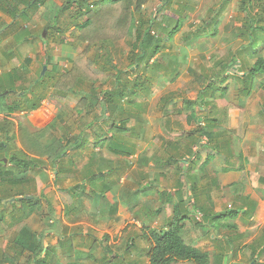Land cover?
<instances>
[{"label":"rangeland","instance_id":"374dc122","mask_svg":"<svg viewBox=\"0 0 264 264\" xmlns=\"http://www.w3.org/2000/svg\"><path fill=\"white\" fill-rule=\"evenodd\" d=\"M62 1L63 0H58L59 3ZM188 1H190V4L195 10L185 13V18L184 21L180 23V28L173 32V34L171 33L172 36L170 39L168 35H164L162 53L156 54L151 63L153 64L158 61L161 64V67L157 68V72L152 70L150 65L148 70L137 72L133 69H129L128 73L125 72L123 74V76L126 77V80H130L131 84L137 80L144 85L143 88L145 92L136 93L134 95L135 97L131 96L132 101L143 110H145V107L149 104V112L146 117L148 121L144 125L146 132V135L144 136L145 138L137 142L139 149L136 154L131 157L126 155L123 156L114 151V149H110V146L107 145L109 141L105 143V146H99L96 144V142H99V139L96 141L95 136H92V143L87 144L81 155L78 154L77 150L75 151L70 147L71 143L74 141H72V139L75 134L78 133L73 127L75 125H71L72 120L82 117L86 120L89 119L88 117L79 115L77 112L78 108H84L86 104L85 99L88 97V94H74L69 88L75 85V80H72L71 78V80L68 81L65 80L64 77L68 76V71L74 68L75 61H78L79 66H82L87 73H92V69H95V67L99 70L103 69L104 61L101 58V55L103 52L104 54L106 53L105 49L108 46L107 44L105 46L96 45L94 48L92 47L89 53L85 56V59L82 60L83 56L81 54L86 49L87 44L79 40L78 30H69V33L62 30L68 25L66 19H69V15L68 13L60 15V12L56 10L53 14L54 18L52 20V25L53 27L60 26L59 28L61 29V32L54 30V39L47 42L43 47L40 44L30 46L29 40H25V42L22 43V46L18 48V51L13 48L7 50V52L11 51V53H9V57L11 56L10 59H13L14 62L16 61L15 63H12L11 66H16V68H19V71L23 72L22 79L18 82L22 87L16 88V92L9 96L11 102L21 100L22 103H25L26 100L20 98L18 92H20V94L24 93L22 92L24 89L25 93L30 94L29 87L32 85L33 87L31 88V91L35 102H39L41 105L42 101L46 107V111H40L41 115L38 117L32 114L34 112L29 111L30 115L26 122L18 124V127L17 124H14L11 128V131L14 133V138L8 139L4 133L0 134V141H6V149H8L6 152L7 154L5 151H0V163L2 159L6 161V159L10 158L11 154H15L19 158L43 159V163H41V169L43 170H39L40 172H43V174L35 170H31L27 173H18L15 169L12 170L13 167L11 165L7 164L6 166L7 169L15 171L13 173L17 175L16 177L26 181L24 187L29 194H27V197H35V201L33 202H35L36 208H33L31 212L26 213L27 215L21 212L19 201L16 202V198L20 197H18V189H15L14 185L4 182L8 188L11 189H6V191H4L5 189L3 190L2 178H0V214L3 215L2 220L0 221V250H6L10 253L12 252V254L14 253L13 251L15 250L12 248L15 246L14 242L18 238V231H20V225L22 226V224H24L34 236H43V241H45L44 245H58L60 241L59 238L55 239L54 237H49L48 234L46 235V231L53 228L52 223L50 222L53 215L52 211L57 212V214L55 213L57 217L61 216L62 222H64L63 219L69 220L72 215L71 212L73 211V220L75 219V223L80 222V224H78L80 225V228L71 227L69 230L66 228L70 227L67 224L62 223L65 231L74 232L76 234L74 248L71 254L84 252L88 254L90 253L91 256L84 254L68 256L66 253H62L59 254L57 264H69L71 261L75 260H77L79 264H104L106 261L112 260V256L103 259L105 250L98 242V240L102 238L104 234L103 232H106L108 225L112 221L121 223L115 226L111 233L113 239H110L109 241L111 242L108 243V245H110V250L113 253L112 255H120V257H118V259H120L118 262H122V264H146L147 259L144 256L143 251L148 247V244L143 238H139L137 235V229L140 226L147 224L148 226H151V221H154L158 217L161 218L159 224H163L169 220L167 217L168 215L166 216L163 209L161 212H158L160 206L161 208L163 206V202L161 203L162 199L159 197L158 193L160 190H164V188L167 189V195L170 196V199L174 198L173 201L175 202L179 200V194L184 195L186 196L187 201L189 200L191 204H193V194L196 198H200L197 203H204V206H206L208 210L212 208V210L217 209L221 211L230 207L236 208L240 205H244V202H247L244 199L242 193L243 187L241 184H237L235 187L220 185L226 184L225 182L229 176L224 177V180L220 179L219 186L212 184L214 182L212 180L214 178L217 180V176H219L217 174H220L221 172L220 164L215 167V165L222 159L220 156L217 157L216 160L211 161L208 167L207 165L202 166L200 164L193 169V172L192 170L189 171L187 161L190 156L192 157L193 155L188 154L185 156V159L181 158L180 160L179 157L180 161L176 163L174 162L163 166L160 164V166L157 167L153 166L154 157L163 156V160H165L167 154L174 153L172 150H170V152L167 151L169 144L163 145L166 141L177 139L184 133V129H191L194 126H198V123L194 122V124H189V126L179 128L176 131H173V128H169L168 126L170 124H167L168 121L177 118L179 119V124H185L186 114L191 113L185 111L181 115L178 114L176 117L165 116L160 110L162 98H169V100L176 99L175 102H177L178 106L182 105L183 101L186 99L197 100L208 81L207 79L209 76L205 74L208 73L211 75L213 71L221 70L222 68L218 62L222 59H227L226 62H228L235 54V51L240 47L243 49L245 44L248 43L247 40L238 36L240 31L245 28L243 22L245 21L246 15L245 13L238 11V0H228L226 4H224L226 0ZM146 2L144 3V6L146 7L145 10H152L151 13L155 12V16H158L159 20L163 21L167 16H172V24H174L176 28L178 25L176 21L179 20V12L175 10L178 8V5L175 2L170 8L160 7V0H147ZM157 6L159 7L156 8ZM262 8H264V4L256 8L254 12L260 10L261 14ZM72 10L71 17L75 13L74 9ZM212 15L216 17L213 25L218 26V30L214 28L213 30L210 29L208 33L204 35L194 33V27L191 23H196L200 20H207L212 17ZM59 16L60 18L62 17L63 23H60ZM55 18L57 21L54 20ZM139 18L141 17L137 14V19ZM157 23L161 22L158 21ZM42 24H46L45 18ZM138 24L139 23L137 22V25ZM39 25L41 26L40 23ZM144 32L145 28L143 27V33ZM214 32H217L215 40L214 35H212ZM63 33L66 37L62 36ZM135 38L136 36L133 34L116 43H108L109 49L112 50L114 55V61L118 66L127 67L131 58H133V60L136 58V56H134L136 52L134 49V44L136 43ZM41 39L42 38H39L38 41H41ZM137 51L141 52L142 49L139 48ZM237 54L241 57L245 55L248 58L249 64H252L256 58H264V39H260L254 55H250L248 52H245L244 54H239L237 52ZM24 55L26 57H31V60L29 62L22 60L25 57ZM87 57L92 64L86 60ZM51 60L53 61V64L51 63L50 67L54 70V73H52V75L44 74L39 80L42 67L45 65L47 66V62ZM17 61H19V63H17ZM90 66H92V68ZM211 68L212 72L209 71ZM22 69L24 70L22 71ZM243 69H248V66L246 65ZM238 70V66H235L232 69V71L236 72ZM232 71L230 70V75H234ZM113 73L115 74L116 72L109 67L104 70V72L90 74V77H93V79L96 80L95 85L99 86L98 90L100 93L96 96L97 98L93 99L95 105L93 106L89 103L88 108H93L92 110L95 112L96 110L94 108L97 110L100 109V106L97 105L96 101L99 97L104 98V92L106 90L113 89L111 82L113 81V78L111 77ZM144 73H147L149 78H146ZM221 77L222 73L215 75L214 80L216 84H220ZM235 79L240 80L236 77ZM259 80L264 82V77L259 76L255 80L254 92L252 91L251 94L246 96H239L238 87H241V84L236 80L232 79L229 80L227 84H224L223 86L228 87V93L225 97L218 96L216 100L212 102L216 105L217 117L222 116L224 110L228 111V107H231L232 109L239 107L244 110L245 116L250 117L251 123L256 124V121H259L260 118V108L264 103V88L259 86ZM150 94H152L151 97H149ZM212 106L213 105H209V108ZM25 107L26 106H23L24 109H26ZM201 108V106H197V109L201 112L198 111V113H194L195 119L199 117V115H205L206 112ZM87 110L83 111L82 114H87L90 119H92V116L96 113L93 112L91 115V111ZM102 112L104 114V110H102ZM227 113L229 115V112ZM228 115L225 121H223L221 128H213L212 131L220 130L222 137H226L228 134L227 136L234 140L231 141L234 148L246 150L248 154V162H250L247 166L248 169L250 168L251 186L254 187L256 184L255 178L264 175V164H260L261 160L264 161V150L262 151V149H259L264 146V141L259 137L256 145L250 142L245 146V140L242 134L243 130L240 128L241 131L233 133L234 125L232 121H230L231 116ZM200 122H202V120ZM66 127L69 128L67 131ZM90 130L92 129L90 128ZM66 134H68V136ZM119 136L124 140L136 144L137 140H134L133 138L137 136L133 134L131 130L126 134ZM64 137L66 139L63 140V144L64 146L67 145L64 158H66L68 163L71 159H74L75 163L66 166V173L63 174V177L61 178L57 171L60 166H53L51 164L50 152L59 147L58 142H62V138ZM202 143H206V140H203ZM255 150H261V153L255 154V152H258ZM198 151L201 152L200 156L206 158V154L211 150L209 148L204 152L200 150ZM176 152L177 151H175V153ZM95 159H98V163L104 166L102 170H107L110 167L120 168L122 164H124L121 169L125 172L122 171L123 173L120 175V180L123 178V183H118L113 192L107 191L108 193H106L105 189L102 188V192L98 190L92 195L85 194V191H87V189H85L83 195H81L75 188V185L83 183L84 181L89 183L87 182V178H85L84 170H86L89 163L93 162L91 160ZM256 159L259 160V163L254 162ZM200 166L203 168L200 169ZM93 167L94 164L91 163V168ZM72 168L79 170L78 173H80V171L82 172L75 175L76 173L72 171ZM195 174L197 178L194 179L193 176ZM260 174L262 175L260 176ZM107 175L112 176V173L109 171ZM136 175H146L144 184L148 182L147 180L149 178H155L154 182L156 184H158L157 182H160L162 185L157 188L149 189L146 194L136 192L138 193L137 198L133 201L134 194L129 201V196L134 188L139 187L140 190L144 185L143 182H140V184L137 185L135 182L129 180L136 177ZM113 176H115V174H113ZM98 178L99 180H102L101 175ZM27 181L30 182L27 183ZM120 185L123 186L121 187ZM175 189H177L178 192H175ZM255 189H253V191ZM126 190H129L127 196L128 199L127 197L123 199V195L127 194ZM104 193L107 195L103 197ZM259 193L262 195L264 193V188H261L258 191L255 190L254 196L259 197ZM213 197H218V200L213 201ZM47 201L52 202L56 208H54L53 205L51 208ZM212 202L215 203V206ZM64 206L66 208L68 206L71 208L67 211L64 210L60 212L58 209ZM113 206H117L118 208L116 207V212L111 213L113 211ZM167 207V212L170 210L169 212L171 213V207ZM18 208L19 210L14 213L15 209ZM65 212L69 213L68 216ZM14 214L17 215V221L20 220V222L16 223L17 221H15L11 223V216ZM62 216L67 217L62 219ZM57 217L55 218L58 219ZM203 221L209 224V219L204 218L203 213H199L198 215L193 216L190 226H193V230L199 229L203 234H211V231H208L209 228H204L202 225L195 224L196 222ZM86 224L89 226H86ZM221 226L222 224L216 225L215 223L213 227L214 231L216 233L219 232ZM122 228H124L125 231L120 238H116V234L119 233ZM154 228H160V226L157 224ZM188 235L189 234L186 235L187 238L191 239ZM129 236L134 237L135 245H129ZM94 240L96 243L91 249L90 245ZM19 241L23 242L20 238ZM31 253L27 252L23 257H19L18 260H14L12 256L7 253L5 257L8 259V263L6 264H31L28 259V255ZM133 253L134 255L137 254L136 260L132 258Z\"/></svg>","mask_w":264,"mask_h":264},{"label":"trees","instance_id":"16d2710c","mask_svg":"<svg viewBox=\"0 0 264 264\" xmlns=\"http://www.w3.org/2000/svg\"><path fill=\"white\" fill-rule=\"evenodd\" d=\"M45 1L46 0H28L29 5L37 9L41 5H44ZM146 1L147 0H65L63 8L60 10V13H64L66 10H69L71 5L75 6V15L73 14V20L75 21L76 28L79 31L78 38L81 42L87 44L86 49L81 54L84 57H82V60L85 59V56L89 53L92 47L94 48L96 45H108L105 49L106 53L104 54L103 52L101 55V58L104 61L103 69L99 70L94 66L95 69H92V73H87L82 66H79V62L75 61L74 68L68 71V76L64 77L65 80L68 81L71 80V78L72 80H75V85L69 88V90L74 94H88V97L85 99L86 104L84 108H78L77 110L79 115L89 117L87 114H82V112L87 110L89 103L93 106L95 105L93 99L97 98L96 96H98L100 93L98 90L99 86L95 85L96 80L93 79V77H90V74H95V72L96 74L99 72H104V70L108 69L109 67H111L116 72L115 74L113 73L111 75L113 78V81H111L113 89L106 90L104 92V98L99 97L97 102V105H101L103 109H108L111 114L107 117L105 116L106 111H104L103 114V112L99 111V109L97 110L94 108L96 110L95 112L92 110L93 108H88L87 111H91V115L93 112L96 113L92 116L91 120L88 119L89 122H87L84 117L72 120L71 125L76 126L73 127L78 131V133H76L72 139V141H74L71 143L70 147L75 151L77 150L79 155L83 154L87 144L92 143L93 139L91 136H95L96 141L99 139V142H96V144L99 146H105V143L109 141L110 144L108 143L107 145H109L110 149H114V151L117 153L124 154V152H126L127 154L133 151L132 142L124 140L119 135L126 134L129 130H131V132L135 135L138 132V128L130 129L127 126V122L133 116L132 109L134 107L140 112L143 111L140 106L138 107L137 104L132 101L131 96H134L136 93L140 92L144 93L145 91L143 88L144 85L141 84L140 81L136 80L131 84L130 80H126V77L123 76V74L125 72L128 73L129 69H133L137 72H140L141 70H148L150 68L149 59H151V57L155 56L163 49L164 35H168L170 39L173 32L180 28V23L184 21L185 13L195 10L188 0H160V7L163 8H170L174 2L178 5V8L175 10L179 12V20L176 21L178 25L175 28V25L172 24V16H167L164 21L159 20L158 16L155 15H151L150 17L145 16L142 12V8ZM226 2H228V0H226L224 4H226ZM263 4L264 0H238V11L246 14L245 21L243 22L245 28L244 30L242 29L240 31L238 36L244 40H247L248 43L245 44L243 49L240 47L237 51H235V54L228 62H226L227 59L220 60L218 64L221 66V70L213 71L211 75L208 73L205 74L209 77L200 94V98L202 103L206 104L208 107L209 105H214L212 102L216 100V97L220 91H222L220 95L226 94L228 88H223V84L229 77L233 76L234 78H239L241 82L244 83V85H242L244 93H248L250 91L251 85H253L254 81L259 76L264 77V58H256L252 64H249L248 58L245 55L241 57L237 54V52L239 54L248 52L250 55H254L255 49L259 45L260 39H264V8H262L261 14L260 10L258 12H254L256 8L262 6ZM137 14H139V17L141 18L137 19ZM215 18L216 17L212 15V17L207 20H200L199 22L191 23L194 27V33L203 35L207 34ZM158 21L161 23H157ZM137 22L139 23L138 25ZM143 27L145 28L144 33ZM54 30L55 29L52 26L50 32H53ZM58 31L61 32V29L59 28ZM133 34L136 36V43L134 44V49L136 50L134 56H136V58L134 60L131 58L127 67L118 66L114 61V55L112 50L109 49L108 43H116ZM216 34L217 32L213 33V35ZM41 38L44 39L43 37ZM139 48L142 49L141 52L137 51ZM86 60L91 63L88 57ZM246 65L248 66V69L245 71L246 74L238 77L236 75H230V70H232L235 66H238L239 71L242 72ZM92 66L90 67L92 68ZM155 66L156 70L154 68H152V70L157 72V66L159 68L161 67V64L157 61L155 62ZM209 71L212 72V68ZM219 73H222V77L220 79V84H216L214 77ZM144 74L146 78H149L147 73ZM1 80L3 85L0 84L2 85L0 96L5 99V108L9 111L21 108L19 102H11L9 93L12 92V90L8 89H13L16 87V84L20 82L19 78H16L14 74H8ZM5 88L7 89L5 90ZM4 91H8V94H3ZM212 97L213 99H211ZM38 112L36 111V116L41 114ZM216 119V117H213L212 119L211 117H208L207 120L211 122ZM13 125L14 123L9 119L0 121V134L4 133L8 139H12L10 136V130ZM90 128L92 130H90ZM68 129L69 128L66 127V131ZM66 135L68 136V134ZM189 137H185V139H189L191 141ZM64 139L66 138L64 137L62 138V142H58L59 147L50 152L51 164L53 166H60L57 171L61 178L63 177V174L66 173V166L68 164L75 163L74 159H71L68 163L66 158H64L67 150V145L64 146L63 144ZM180 143L183 144L182 142ZM191 144L186 146L185 152L177 151L175 153V151H173L174 153L167 154L165 160H163L164 157L160 156V164L163 166L174 162L176 163L181 160H179V157L185 159L184 156L187 154L194 155V157H190L189 160H187L188 169L191 171L194 168L196 156L199 153V151L195 152L193 145L198 146L199 143L196 142L193 145ZM6 146V141H0V151H5L6 153L8 150L6 149ZM91 161H93L91 163L94 164V167L91 168V163H89L86 170H84V175L89 180V183L93 188L98 187V185H96V179L99 176L98 174L105 178L102 186H106V189H109L112 187L111 185H117L120 182V175L123 171L121 168L124 164H122V166L117 170L110 169L103 171L102 168L104 167L102 164L98 163V160ZM41 163H43V159L19 158L15 154H11V157L8 158V163H6L4 159H2L0 163V178H2L3 190L5 189L4 191H6V189H10L4 182L10 183L11 185H14L15 189H18V197H20L16 198V202L19 201L21 206L20 210L25 215H27L26 213L31 212L33 208H36L35 202H33L35 201V197H32L31 199L27 197L28 193L24 187L26 181L16 177L17 175H15L13 172L17 171L18 173H27L31 170H41ZM7 164L11 165L13 167L12 170L15 169V171L7 169ZM243 168L244 166L242 164L239 167L234 168V170L241 171ZM72 171L76 173L75 175H77L79 172V170L73 168ZM109 171L112 173V176L107 175ZM81 172L82 171H80V173ZM113 174H115V176H113ZM193 178L195 179L194 176ZM28 182L30 181H27V183ZM246 182V185L249 184L248 179ZM246 185V192H248L249 187H246ZM85 187V181L75 185V188L81 195H83V192L86 189ZM111 191L112 190H110V192ZM95 193L96 192L94 190L90 192L92 195ZM106 193L104 195H106ZM50 207L52 208V205H50ZM116 207L117 206H113L112 209L114 210ZM18 210L19 208L15 209L14 213H16ZM237 214V209H229L223 212L212 213L207 215V217L211 218L210 221L213 223L212 225L215 223L216 225H219L222 224V222L227 218L236 216ZM2 216L3 215L0 214V221L2 220ZM186 218L187 215L182 210L180 205L177 204L173 210V218L167 228L162 230L151 228L149 226H143L141 228L140 233L137 235L145 239L148 244V247L145 250V256L148 258L150 264H175L180 261H189L193 262L194 264H211L208 253L202 252L198 248L187 244L183 240L181 236V229L183 228V223ZM17 220V215L14 214L11 216V223ZM18 222H20V220L16 223ZM19 230L18 238L14 242L15 246L12 248L15 250L13 251L14 253L12 254V252L10 253L6 250H0V264L8 263V259L5 257L7 253H9V255L12 256L14 260H18L19 257H23L27 252H32L30 255H28V259L31 264H54L56 259L59 257V248L66 247L69 252L74 248V242L76 238L75 233H72L68 237L64 235L66 232L62 233L58 245H44L43 236H34V234L27 227H25L24 224H22V226L20 225ZM64 230L65 228L62 229V231ZM124 231L125 230H123V232ZM19 238L23 242H20ZM128 240L129 245H135V239L133 236H129ZM104 241H107V238H104L102 243ZM104 249L107 255L109 253L108 251L110 250V247L105 246ZM114 256L117 258L120 257V255ZM108 263L110 264V261H106L104 264Z\"/></svg>","mask_w":264,"mask_h":264},{"label":"crops","instance_id":"0c3cea01","mask_svg":"<svg viewBox=\"0 0 264 264\" xmlns=\"http://www.w3.org/2000/svg\"><path fill=\"white\" fill-rule=\"evenodd\" d=\"M58 0H46L44 5H41L38 9L29 5L28 0H0V84L3 85L2 82V78L7 76L8 74H14V76L16 78L22 79V75L23 72L19 71V68L12 67L11 64L15 63L13 61V59H10L11 56L9 57V53H11V51L7 52V50L13 48L16 51H18V48L20 46H22V43L25 42V40H29L30 46L33 45H37L40 44L42 47L44 45L47 44V42H50L53 38L54 33L50 32L51 28H52V20H53V14L54 11L58 10L60 12V10H62L65 0H63L61 3H57ZM147 3V2H146ZM159 6H161V4H159ZM159 6H157L156 8H158ZM75 6L71 5L69 7V10H66L64 13H68L69 15V19L67 18V23L68 25L66 27H64L62 30L65 31L66 33H69V30H78L76 28V23L73 20L74 19V15L71 17L72 14V9H74L75 11ZM145 6L143 5V13L145 16H151V15H156L155 12L151 13V11H147L145 10ZM71 9V11H70ZM64 13H60L64 14ZM71 17V18H70ZM44 18L46 19V24L43 25V20ZM55 21H57V19H54ZM59 20L60 23H63L62 17L60 18L59 16ZM41 24V26L39 25V23ZM59 23V25H60ZM214 22H212V25L210 26L213 30L217 29L218 30V26H214L213 25ZM47 27V34L45 36H43L44 30ZM60 26H56L54 27L55 30H59ZM25 28V29H24ZM213 35V34H212ZM41 36H43L44 39H41V41H38L39 38H41ZM63 37H66V35L63 33L62 35ZM136 39V38H135ZM216 39V36L214 35V40ZM46 40V41H45ZM23 53V51H22ZM158 53H162V50ZM157 53V54H158ZM25 56V55H24ZM154 59V56L151 57V59H149V64L151 65L152 68L155 69V63L151 64L152 61ZM22 60H24L25 62H29L31 60V57L29 56H25ZM17 63H19V61H17ZM51 63L53 64V61H48L47 62V66L45 65L44 67H42V71L41 72V77L45 75H52V73H54V70H52ZM45 68V69H44ZM158 68V67H157ZM24 69H22L23 71ZM156 70V69H155ZM154 70V71H155ZM232 71V70H231ZM246 70H242L241 71H233L234 75L238 76H242L244 74H246L245 72ZM40 77V78H41ZM235 78L233 76L229 77L224 84H227V82L229 80H232ZM239 84H241V87H238V94L240 95H249L252 93V91L254 92V87H255V81L253 83V85H251V89L248 93H244L243 91V86L244 83L241 82V80H236ZM259 86H261L262 88H264V82H262V80H259ZM223 84V85H224ZM2 85H0V94H1V89H2ZM18 87H22L21 84H16V87H14L13 89L8 88L9 90H12V92H10L9 94L12 95L13 93L16 92V88ZM33 86L31 85L29 87V93H25V90L23 89L21 93L18 92V95L20 96V98H22L23 100L25 99V103H22L21 100H18L17 102H19L21 108L19 109H15L13 111H9L8 109L5 108L4 104H5V99L2 98V96H0V120L4 121L5 119H9L11 120V122H13L14 124H18L20 123H24L27 121V119L29 118V111L34 112L32 113L34 116H36V111L40 112V111H46V107L45 105L42 103L41 101V105L39 104V102H35L34 98H33V93L31 91V88ZM237 87V86H236ZM235 87V88H236ZM223 88H228L223 86ZM7 88H5L6 90ZM222 91L219 92L218 96L221 97H225L226 94L228 93V91L226 92L225 95H220ZM3 94H8V91H4ZM201 94V93H200ZM9 95V96H10ZM152 94L149 95V97H151ZM216 97V98H217ZM213 99V97L211 98ZM32 105L30 106L28 104ZM176 99H170L169 98H162L161 101V106H160V110L163 112V114L167 117L169 116H173L176 117L178 114L181 115L183 112H187L189 111L191 114H186L185 116V124H179L178 121L179 119H173L167 122V124L169 125V128H173V131L178 130L179 128H185L186 126H189V124H194V122L198 123V126H194L191 129H184V133L179 136L177 139L175 140H171V141H166L163 145H168V149L167 151H180V152H185L186 151V146L188 144L193 145L194 143H199L198 146H194L193 145V149L195 150V152H198V150L204 152L206 151V149H209L211 151L208 152V154H206V158H203L201 155V152H199L196 156V160H195V165L194 168L199 166L200 164L203 165H207V167L210 165L211 161H214L217 159V157H221L222 159L220 160V162L218 164L215 165V167L219 166L220 164V174H217L219 176H217V180H215V178L212 180L214 181L212 184L214 185H218L220 183V179L224 180V177H228V179L226 180V184H220L221 186H234L237 184H241L243 189H242V193L244 196V199L247 202H244V205H240L238 207H230L226 210H212L209 209L204 206L205 204H198V200L200 199L199 197L196 198L195 195L192 194L193 196V204L190 203V201L186 199V196L179 194L180 198L178 201H173V199H170L169 195H167V189L164 188V190H160L159 193V197L162 199L161 203L163 202V206L160 209H158V212H161L162 209L164 210V213L166 214V216L169 218L168 221L164 222L163 224H159V221H161V218H156L154 221H151V228H154L157 224L160 226V228H155L158 230H162L165 229L169 226L172 218H173V210L174 207L179 204L180 207L182 208V210L185 212V214L187 215V218L184 221V225L183 228L181 229V236L183 238V240L191 245L194 246L196 248H198L199 250H201L202 252H206L209 255L210 258V263L211 264H264V193L261 195L259 193V197H255L254 196V191H258L261 188H264V175L260 174L261 177H256L255 178V185L254 187L251 186V181H250V168L248 169V154L246 152L245 149L241 150V149H236L234 148L233 144L231 143V141H234L231 137H228L226 135V137H222L221 136V132L220 130L217 131H212L213 128H221V125H223V121H225V119L227 118V115L229 112L228 116H231L230 121H232L233 125H234V129H233V133H237V131H241L240 128L243 130L242 134H243V138L245 140L244 144L246 146L247 143H254L256 145V143L258 142V138L261 137V140L264 141V103L262 104V107L260 108L261 113H260V118L259 121H256V124L251 123L250 117L245 116L244 114V110L242 108L239 107H235L234 109H232L231 107H228L227 110L228 111H223L222 112V116L217 117V112H216V105L214 104L211 108H209L206 104L202 103V100L199 98L197 100H184L183 104L178 106L177 102H175ZM35 102V103H34ZM98 102V100L96 101ZM28 104V105H27ZM173 104V105H171ZM23 106H26L24 109ZM99 111H106V116L108 117V115H110L111 113L109 112L108 109H103V107L101 105ZM149 106V104H148ZM145 107V110L143 111H139L137 108H133L132 112H133V116L129 119V121L127 122V126L132 129V128H142L141 130L138 129L135 138H133L136 141V144H134L132 142V146H133V151H131L130 153L124 152L123 153H118L121 155H126V156H133L134 154H136L137 150L139 149V145L137 144V142L139 140H143L146 135L145 129H144V125L147 123V116H148V108L149 107ZM190 106V107H188ZM197 106H201L203 108V110L206 112L205 115H199V117H197L195 119L194 113H198V109ZM201 108V109H202ZM263 111V113H262ZM201 112V111H199ZM31 114V115H32ZM215 114V115H213ZM41 115V114H40ZM38 115V116H40ZM213 115V116H212ZM37 116V117H38ZM208 117H211V119L213 117H216V120H213L211 122H209ZM89 120L90 117H88ZM89 120H87V122H89ZM202 120V122H200ZM229 122V119H228ZM203 124V125H202ZM172 132V131H171ZM212 135V136H211ZM10 136L11 138H14V133L13 131L10 130ZM190 136V137H189ZM177 137V136H175ZM185 137H189L191 139V141L189 139H185ZM92 138V136H91ZM203 140H206V143H202ZM182 142L183 144H181L180 142ZM263 143V142H262ZM264 144V143H263ZM202 145V146H201ZM171 148H170V147ZM211 146V147H210ZM263 146V145H262ZM259 149H262V151L264 150V146L260 147ZM258 151V150H255ZM259 154L261 153V150H259L258 152H255V154ZM215 154V155H214ZM163 157V156H161ZM160 156H156L154 157V167L160 166ZM185 157V156H184ZM191 157V156H190ZM194 157V155L192 156ZM203 158V159H202ZM100 159V158H98ZM95 159L94 161L98 160ZM152 159V158H151ZM181 159V157H180ZM152 161V160H151ZM254 162L259 163V160L256 159ZM264 164V161L261 160L260 164ZM215 164V163H214ZM244 166L243 170H234V168L239 167L240 165ZM253 165V164H252ZM104 167V166H103ZM201 167V166H200ZM232 167V169H231ZM193 168V169H194ZM203 167H201L200 169H202ZM117 170L118 168H114V167H110L107 170ZM192 169V172L194 171ZM43 170V169H41ZM107 170H103V171H107ZM35 171H39V169L35 170ZM125 172V171H123ZM122 172V173H123ZM43 174V172H40ZM39 173V174H40ZM57 173V172H56ZM100 176V174H98ZM98 176V177H99ZM146 175H139L134 178L129 179L130 181L135 182V184L139 185L140 182H145L146 180ZM102 180H99V178L96 179V185H98V187H92V185H90V183H86L87 187V191H85V194H90V192L92 190H94L95 192H97L98 190L100 192H102V188H105V192L112 190H115V186L116 185H111L112 187H110L109 189H106V186H102V183L104 182L103 176ZM128 177V175H127ZM152 177V176H150ZM195 178H197L196 174L194 175ZM220 177V178H219ZM86 178V177H85ZM248 179L249 184L246 185V180ZM128 180V178H127ZM155 178H149L146 184H142V188L139 187L134 188L133 192H131L130 196H129V200H131V196H133L134 194V199L137 198L138 193L136 192H141L142 194H146L147 191L149 189L152 188H157L158 186H161L162 184L160 182H157L158 184H156L154 182ZM87 182H89V180L87 179ZM123 183V178L120 180L119 184ZM231 184V185H230ZM118 185V184H117ZM246 187H249V191L246 192ZM121 187L123 185H120ZM141 186V185H140ZM219 186V185H218ZM257 188V189H255ZM253 189H255L253 191ZM178 192L177 189H175V192ZM127 194L123 195V199H125L128 196V192L129 190H126ZM181 193V192H180ZM105 194V193H104ZM103 194V197L105 196ZM176 194V193H175ZM107 195V194H106ZM128 199V197H127ZM218 197L215 198L213 197V201H217ZM132 201V202H133ZM131 202V203H132ZM165 202V203H164ZM48 204L53 205L52 202L47 201ZM214 203V202H212ZM167 206L171 207V213L168 211L167 212ZM215 206V203H214ZM54 208L55 205H53ZM167 207V208H166ZM69 208L71 207H60V209H58L60 212L61 211H67ZM118 208V207H117ZM229 209H237L238 210V214L236 216H232L230 218H227L226 220H224L222 222V226L219 228V232H215L213 227L214 225H212L211 223V218L207 217V215H210L212 213H217V212H223V211H227ZM117 209H114L111 213L116 212ZM209 211V212H208ZM53 215H52V220H50V222L52 223L53 228H50V230L46 231V235L48 234L49 237H54L55 239H60L61 238V234L66 232V234H64L66 237L70 236L72 233L74 232H70V231H62V229L64 228L63 224H67L70 228L66 229H71V227H78L80 228V222H74L73 220V211L71 212L72 215L70 216L71 218H69V220L63 219L65 217L68 216V212H65V214H67V216H62V219L64 220V222L61 221V216L57 217L55 215V213L57 214V212L52 211ZM203 213L204 214V218L209 219V224L207 222H196L195 224L197 225H202V227L204 228H209L208 231H211V234H203V232L198 230H193V226L191 227V221L193 220V216L194 215H198V214ZM64 214V212H63ZM55 217H57L58 219H56ZM112 223V224H111ZM107 229L106 232H103V236L101 239L98 240L99 244H101L103 247L108 246L110 247V245H108V243H110L111 241H109L110 239H113V235L111 234L115 228L116 225L121 224L120 222L117 221H112ZM154 224V225H152ZM86 226H89L88 224H86ZM143 226H148L147 225H143ZM143 226H140L137 231L138 233H140V230ZM224 227V229H223ZM216 229V228H215ZM124 228H122L120 230L119 233L116 234V238H120L119 236L122 235ZM187 234H189L188 236H190L191 239L187 238ZM85 236V235H84ZM39 237V236H38ZM42 237V236H41ZM107 238V241H104L102 243L103 239ZM140 238V236H139ZM142 238V237H141ZM145 240V239H144ZM45 242V241H44ZM82 242V241H81ZM95 240L92 242V244L90 245V248L92 249V247L95 246ZM94 244V245H93ZM53 245V244H52ZM63 248V249H61ZM58 249V253L62 254V253H66L68 256H75V255H80V254H84L87 256H91V254L89 253H84V252H77V253H72V251H68L67 248L65 247H61ZM105 250V249H104ZM146 250V249H145ZM145 250L143 251V254L145 256ZM109 253L106 255V253L103 256V259H106L108 257L112 256V260H108L110 261V264H122V262H118L117 257L113 256L111 253V250L108 251ZM115 254V253H114ZM118 255V254H117ZM137 255V254H136ZM136 255H134V253L132 254V258L134 260H136ZM135 256V257H133ZM146 257V256H145ZM58 259H56L54 264H57ZM147 262L146 264H150L148 258L146 257ZM6 264V263H5ZM69 264H79L77 262V260L75 261H71ZM83 264V263H80ZM175 264H194L193 262H189V261H180L177 262Z\"/></svg>","mask_w":264,"mask_h":264},{"label":"water","instance_id":"95a60500","mask_svg":"<svg viewBox=\"0 0 264 264\" xmlns=\"http://www.w3.org/2000/svg\"><path fill=\"white\" fill-rule=\"evenodd\" d=\"M46 32H47V27H46V28H45V30H44V33H43L44 35H43V36H45V35H46ZM44 69H45V68H44ZM28 198H30V199H31V198H32V196H29Z\"/></svg>","mask_w":264,"mask_h":264},{"label":"clouds","instance_id":"9594fccd","mask_svg":"<svg viewBox=\"0 0 264 264\" xmlns=\"http://www.w3.org/2000/svg\"><path fill=\"white\" fill-rule=\"evenodd\" d=\"M7 161H8V159H6V161H5V162H6V163H8ZM56 172H57V171H56Z\"/></svg>","mask_w":264,"mask_h":264}]
</instances>
